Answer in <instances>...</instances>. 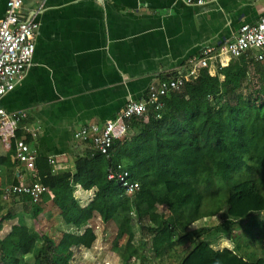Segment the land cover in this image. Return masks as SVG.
Listing matches in <instances>:
<instances>
[{"label":"trees","instance_id":"obj_1","mask_svg":"<svg viewBox=\"0 0 264 264\" xmlns=\"http://www.w3.org/2000/svg\"><path fill=\"white\" fill-rule=\"evenodd\" d=\"M161 101L163 111L149 109L129 121L128 135L113 144L101 173L89 163L98 156L78 159L73 173H53L38 157L36 175L49 190L40 201H3L6 187L0 188V232L6 222L19 225L0 237V264H72V248L89 249L95 242L96 216L115 225L112 247L123 264H145L140 252L147 245L153 260L168 258L183 242L192 248L176 264H264V61L247 54L215 76L203 69ZM117 164L138 183L131 195L106 178ZM0 166L10 168V156L0 157ZM76 186L93 190L85 206L74 196ZM49 201L59 210L51 235L22 228L25 217L40 222ZM18 203L23 207L15 212ZM219 213L229 225L224 228L237 225L243 232L240 242L223 234L231 249L217 247L219 228L189 230ZM136 222L140 234L150 233L148 242L135 244ZM241 244L260 247V257L255 250L242 252Z\"/></svg>","mask_w":264,"mask_h":264},{"label":"crops","instance_id":"obj_2","mask_svg":"<svg viewBox=\"0 0 264 264\" xmlns=\"http://www.w3.org/2000/svg\"><path fill=\"white\" fill-rule=\"evenodd\" d=\"M6 1L0 0V19ZM263 16L264 0H219L202 6L184 0H24L21 17H33L38 24L35 50L21 81L0 99V108L26 114L17 132L40 159L55 162L53 173H73L78 159L92 158L74 141V132L114 120L129 101L145 99L150 88L189 67L202 49L222 45ZM9 152L0 144V157L10 156V168L0 166L8 179L0 185L5 190L23 171ZM89 163L101 173V157ZM92 194L80 186L74 189L81 206ZM52 207V201L45 203L42 221H48ZM50 222L57 223L53 218ZM98 222L96 216L99 228ZM95 235L91 248H72V264L98 244ZM148 241L140 238L137 243ZM111 248L110 254L120 260L119 251Z\"/></svg>","mask_w":264,"mask_h":264},{"label":"built area","instance_id":"obj_3","mask_svg":"<svg viewBox=\"0 0 264 264\" xmlns=\"http://www.w3.org/2000/svg\"><path fill=\"white\" fill-rule=\"evenodd\" d=\"M184 1L188 5L202 6L219 0ZM23 2L24 0H7L4 15L0 19V99L12 92L21 81L24 72L31 65L35 50L34 38L38 24L33 17H21ZM247 54L256 62L264 61V16L254 25L240 27L237 34L222 45L202 49L199 57L189 67L175 73L172 78L161 81L157 87L150 88L145 99L129 101L114 120L107 121L101 126L81 127L74 132V141L84 146L91 157L109 159L113 144L128 135L130 120L145 117L149 109L163 111L162 98L196 79L201 70L207 69L210 74H214L211 76H215L219 70L228 66L231 59ZM25 117L26 114L23 112H6L0 108V144L7 151L13 148V159L23 168V171L17 174L19 183L11 185L2 195V200L23 196L35 204L49 190L42 186L36 175L35 162L38 158L36 150L16 136L19 123ZM47 162L53 171L57 170L51 158H48ZM106 178L119 184L128 195L139 188L138 183L130 180L129 172L123 169L122 165L109 167Z\"/></svg>","mask_w":264,"mask_h":264},{"label":"rangeland","instance_id":"obj_4","mask_svg":"<svg viewBox=\"0 0 264 264\" xmlns=\"http://www.w3.org/2000/svg\"><path fill=\"white\" fill-rule=\"evenodd\" d=\"M253 91V90H252ZM244 92V91H243ZM232 97H228L227 99H231ZM232 101H234V99H232ZM8 179L5 177V175H3V173H0V185H2L4 182H7ZM19 207H23V205H21L20 203L17 204ZM56 208V207H54ZM54 208H50L53 211H50L51 215L48 219L47 222H44L41 220L39 221H35L29 217H25V222L22 228L24 229H28V230H32V231H36L38 233H45L48 235L50 234V231L48 229L49 226V222L51 218H54V214H55V210ZM57 209V208H56ZM160 213H163V209L159 208L158 209ZM56 215V214H55ZM263 216V215H261ZM261 218V217H259ZM264 218V217H262ZM57 221V219H56ZM16 221H9L6 222L3 225L2 231L0 232V237L6 236L10 233V230L12 228L11 224H15ZM46 223V224H45ZM99 223V222H98ZM101 224L99 226V228L95 225V223L93 222L92 225L94 226V230L95 233L100 237L98 240V244L95 245L94 248H92L90 251H84L85 253H82V258L76 260V262H74V264H121V261L118 259V257H116L113 254H110V251L112 250L111 246L113 244V241L115 239V235H116V228L115 225L113 223H108V224H103V223H99ZM136 226H134L135 230L137 231L136 237L134 239L136 244H139L137 242H139L140 238H143L145 241L148 239V236L150 233H146L145 231H143L144 235L140 234L139 232V226L137 225V222L135 223ZM56 225V223H54V226ZM15 226H19L17 223L15 224ZM226 225V223L224 222L223 219V215L222 213H219L216 217L213 218H206L203 220H200L198 222H196L195 224H192L189 227V230H195L197 228H209L210 230H216L217 228H219V234L221 236H218V242L219 244H217L218 248H222V247H227V248H232L231 243L228 241V239L223 237V234H226L225 232L228 231L229 232V237H231L232 239H237V241H241V238L243 239V232L241 229L238 228V226L236 225V229H234V227L230 226L229 228H224ZM212 228V229H211ZM122 243V241H121ZM242 248V252L245 253H251L252 250H255L254 252L257 253L256 256L260 257V253H259V248L256 247V245H252V247H248L247 249H245L244 245L241 244ZM192 248V245L189 244L188 242H183L177 245V247L174 250V254L170 255L168 258L167 257H162L159 258L158 260H153L152 259V252L150 250L149 245H147L146 247L142 248L140 254L142 256H144L145 259V264H176V262H178L188 251H190ZM177 253V254H176Z\"/></svg>","mask_w":264,"mask_h":264}]
</instances>
